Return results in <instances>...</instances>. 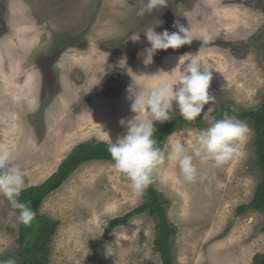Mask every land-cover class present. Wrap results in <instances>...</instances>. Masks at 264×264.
<instances>
[{"label":"rangeland","instance_id":"rangeland-1","mask_svg":"<svg viewBox=\"0 0 264 264\" xmlns=\"http://www.w3.org/2000/svg\"><path fill=\"white\" fill-rule=\"evenodd\" d=\"M142 6L143 0H0V145L12 151L25 187L56 171L78 143L108 144L123 136L121 120L135 116L129 89L171 81L181 56L211 68L215 101L204 108L253 109L264 100V0H164L139 16ZM177 21L194 37L207 32L212 40L194 38L177 49L156 50L145 63L150 43L144 31L175 32ZM202 121L201 128L176 127L162 151L176 139L191 148L196 132L208 126ZM245 123L250 131L234 160L220 167L194 160L205 180L183 182L167 159L154 172L152 184L176 228L173 264H252L254 254H264L263 214L236 213L260 179L253 128ZM141 202L113 162L79 165L41 205V214L57 222L46 262L159 264L152 243L155 219L148 213L108 226ZM19 223L0 194V250L6 257L21 247Z\"/></svg>","mask_w":264,"mask_h":264},{"label":"clouds","instance_id":"clouds-1","mask_svg":"<svg viewBox=\"0 0 264 264\" xmlns=\"http://www.w3.org/2000/svg\"><path fill=\"white\" fill-rule=\"evenodd\" d=\"M163 4L164 0H143V6L137 10V15L143 16ZM175 27L178 31L171 33L167 30L157 33L153 27L144 31L150 43V47L145 49V63L151 62L156 50L177 49L191 43L194 38L203 43H208L213 38L207 32L194 37L190 28L178 21ZM138 38L137 35L133 40ZM177 65L179 72L171 81L164 79L140 86L136 91L129 89L131 111L135 116L127 121L121 120L120 123L126 127L123 136H119L115 142L110 138L108 140L107 150L115 170L130 181L132 189L138 194L152 183L154 172L166 159L178 167L183 182L205 180L194 160L201 164L211 162L214 167L225 165L234 160L239 145L247 139L250 131L245 122L236 116H229L227 112L217 119L211 116L214 110L212 107L204 111L206 104H213L215 101V96L209 93L211 68L187 55L181 56ZM173 102L179 115L185 120L192 121L203 112L208 126L196 132L191 148L183 139H176L165 153L153 139L154 125L172 117ZM24 187V175L14 163L12 151L8 146L0 145V194L9 200L12 214L19 222L29 226L36 213L27 203L19 200ZM2 255L3 251L0 250V256ZM0 264H17V261L14 257H9L0 260Z\"/></svg>","mask_w":264,"mask_h":264},{"label":"trees","instance_id":"trees-1","mask_svg":"<svg viewBox=\"0 0 264 264\" xmlns=\"http://www.w3.org/2000/svg\"><path fill=\"white\" fill-rule=\"evenodd\" d=\"M208 108H204L206 111ZM211 116L219 119L222 114L227 112L229 116H236L241 121L249 120L253 128V141L255 159L254 167L260 171V179L256 185L254 194L248 203L240 204L236 207L237 215H241L248 210L262 213L264 216V100L253 109H238L231 105L221 104L213 107ZM171 118L156 122L153 139L157 146L162 150L163 143L167 135L179 126L203 127V112L194 120H185L177 109L171 113ZM108 144L102 141L88 140L78 143L71 152L61 160L56 171L51 173L46 179L37 184L24 187L19 195L21 202L27 203L36 213L35 218L29 226L19 223L18 236L16 242L21 245L14 257L17 264H48L45 260V252L48 251L47 244L54 234L57 222L40 212L41 205L50 192L57 189L79 165L92 160L111 161L108 152ZM142 202L135 208L123 215L112 218L108 222L110 228L123 225L134 216L148 213L155 219V235L153 239V249L159 254V264H173V238L176 235L175 226L170 223L166 215L167 201L154 188L153 184L140 193ZM264 232V222L262 225ZM40 251V252H38ZM9 257L0 256V260ZM260 259V260H259ZM137 264H158L150 260H144ZM252 264H264V254L256 253L252 258Z\"/></svg>","mask_w":264,"mask_h":264}]
</instances>
